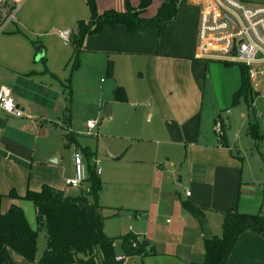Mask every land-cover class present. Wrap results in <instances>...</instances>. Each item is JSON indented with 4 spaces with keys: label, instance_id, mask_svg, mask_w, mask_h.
Instances as JSON below:
<instances>
[{
    "label": "crops",
    "instance_id": "obj_1",
    "mask_svg": "<svg viewBox=\"0 0 264 264\" xmlns=\"http://www.w3.org/2000/svg\"><path fill=\"white\" fill-rule=\"evenodd\" d=\"M9 1L15 5L18 0ZM43 1L36 0L29 10L17 9L14 20L7 22L4 30L0 32V87L10 90L15 104L23 112L22 117H15L0 110V195L4 196L0 199V213H5L12 203L19 205L32 230H37L35 209L31 202L22 199L26 191H38L43 185H48L68 196L78 195L77 190L65 184L67 179L74 176L73 154L78 152V149H73L72 154L65 159L60 150L61 135L64 137L68 133L71 134L87 163L96 158L88 148L83 149L76 141L75 136H79L78 133L83 130L73 119L76 115L72 113V106L79 100L74 101L71 92L67 94L70 85L66 86L61 82L55 68V62L67 56L52 53L50 49L53 43H59L61 40V31L71 29L70 31L74 32L78 21H87L89 10L85 0H54L53 8L45 6ZM156 1L161 4L168 0ZM245 1L249 4H264V0ZM48 3L50 4V1ZM95 3L98 13L108 10L125 11V0H95ZM129 3L135 8L139 0H129ZM55 11L57 15H53ZM198 12V6L188 1L187 5L178 8L173 20L163 23L159 29L137 28L128 32L122 25L104 27L99 33L84 39V49L79 54V65L75 73L82 76L86 92L91 79L105 75L106 64L112 61V80H115L117 85L114 89H127V93L140 102L139 105L148 115V124L142 130L144 134L137 140L149 142L151 146L149 150L146 145H139V153L144 154L146 150L149 153L155 151L154 157L149 160L152 163V189L154 188L151 193H169L167 180L176 182L177 187L188 186L192 193L189 196V192L185 194L186 201L195 202L196 206L203 209L204 217L206 214L212 216V210H220L223 218V214L236 209L232 208V195L227 199L221 186L225 175L221 174L224 169L219 166L228 160L229 155L227 149L216 140L212 123L214 125L215 120L222 114L225 140L231 118L230 113L225 111L234 107L232 99L240 86V70L239 65L194 58ZM46 52L48 59L43 63ZM203 71H206L204 75ZM123 74L127 82L123 80ZM201 82L203 85L209 84L207 90L201 87ZM213 83L218 84V88H215L216 85L213 89V93H217L216 103L211 108L207 105L205 111L206 92L210 93L209 89ZM126 102L127 97L125 102H113V98L103 100L99 97L92 101V105L98 108L104 121L105 118L110 120L112 117L114 120L116 103ZM107 105L111 107L110 118L104 115ZM67 109L70 111L69 115H66ZM90 120L93 119H88ZM64 121L68 122L67 130L64 129ZM134 126L138 127L136 121ZM154 139L160 143L152 142ZM173 153L183 155L184 163L197 168V171L193 170L194 178L189 179L188 184H185L181 177L176 180L175 175H169L166 167L159 165L157 159L166 157L169 162V156ZM82 161L84 164L83 158ZM92 164L96 169V163ZM100 174L99 179L102 175ZM9 192H14L17 197L8 198ZM210 199L213 202H210ZM186 201L180 200L182 211H178V216H182L181 222L176 220V223L170 226L166 237L173 239L175 236L172 241L176 244L174 250L183 252L185 256L178 254V258L172 263L155 259L156 255L152 254L157 251L149 242V237H152L150 227L146 226L147 235L142 238L137 230L132 231L133 227L128 226L129 231L120 233V237L135 235L139 241H146L145 250L149 252L144 257H131H148L147 264H190L203 260L205 239L201 237V225L198 219L183 208L182 204ZM161 203L163 207L159 206V212L167 216L172 212V208L167 209L168 202L165 199H159V204ZM100 205L118 210L108 211L107 219L118 218L121 209L104 206L101 202ZM132 210L134 211H128L126 216L129 222L141 218L148 224V216L139 213L142 210ZM107 219L103 226L105 234ZM165 222L167 224L168 221ZM129 227H132V230ZM179 229H184L187 233L179 232ZM152 230H156L154 225ZM211 235L221 236L213 231ZM183 243L187 245L183 246ZM161 244L163 248L159 252L168 246L165 241ZM11 258L13 264H29L23 259L15 260L14 254H11ZM226 264H264V237L250 231L240 234Z\"/></svg>",
    "mask_w": 264,
    "mask_h": 264
},
{
    "label": "rangeland",
    "instance_id": "obj_2",
    "mask_svg": "<svg viewBox=\"0 0 264 264\" xmlns=\"http://www.w3.org/2000/svg\"><path fill=\"white\" fill-rule=\"evenodd\" d=\"M35 1L18 0L15 3V9L20 10L24 8L23 11L29 10ZM48 1H50V4ZM43 2L48 8H53L55 5L54 0H44ZM159 5V1H153L151 6L143 14V17L150 19L155 16ZM53 15H57V11ZM28 25L33 24L28 23ZM50 49L52 53H62L67 56V58L65 57L60 61H56L55 68L58 71L61 82L66 86L68 84L70 85V89H67V94L71 92L74 101L79 100V102H76L72 106V113L76 115L73 119L77 124L82 126L83 130L82 133H78L79 136H75L76 141L83 149L88 148L96 158L91 163H87L84 154L76 147L70 133L66 134L69 136L68 138L61 135L62 144L60 150L65 159H67L72 154L73 149H78L77 151L81 154L86 166L88 164L91 166L95 162L96 169L101 170V191L98 195L99 204L101 202L104 206L121 209L117 219L111 220L110 218L105 222L106 234L112 238H116L114 242L115 256H124L122 244L118 240V237H120V233L129 231L128 226L133 227V230L131 227L132 231L137 230L142 238L147 235L146 226L150 227V236L152 237H149V242L150 246L157 251V253L152 254L156 255L154 256L156 257L155 259H163L169 263L171 261L172 263L178 258L176 257L178 254L185 256L183 252H176L174 250L176 244L172 241L173 239L175 240V236L173 239L166 237L170 226L176 223V220L181 222L180 218L182 216H178V211H182L180 200L186 201L187 199H184L185 194L189 192L190 195L192 190L188 186L177 187L176 182H169L167 180L166 185L168 186L167 190L169 193L166 195H154V193H151L154 188L152 189V163L149 160L154 157L155 151L149 153L146 150L144 154L138 152L139 145H146L149 150L151 147L149 142L145 143L143 140H137L139 136L144 134L142 130L148 124V115L144 113L143 108L139 105L140 102L134 100L130 93H127V89H125L127 102L125 104L116 103V118L114 120L113 117L110 120L105 118L103 121L102 118L104 117L102 114L100 115L98 108L92 105V101L99 97L103 100L108 98L112 99V90L117 86L115 80L105 75L94 76L85 92L83 78L80 74L75 73L77 69H73V62L70 60L72 57L70 43L64 46L62 41L59 40V43H53ZM47 59L46 52L45 62L43 61V63H46ZM205 73L206 71L202 72L203 75ZM122 78L127 82L124 74ZM101 80L104 84L100 82ZM207 85L209 86V84L203 85L201 82V87H205L206 90ZM216 85L217 87H215ZM211 86L209 89L210 93L208 94L206 92L207 104H205V111H207V105L211 108L216 103L217 93L214 94L213 89L214 87L218 88V84L213 83ZM113 102H116L114 98ZM228 109L231 118L226 131V139L224 140L222 137L219 141L223 148L227 149L229 155L228 160L222 166H219V168L222 167L224 169L221 171V174L225 175L221 186L225 190L227 199L232 195L230 197V200H233L232 208H235L238 212H245L250 215L259 212L264 213V116L261 118L254 117L243 101ZM255 111L257 114L262 112L258 103L255 106ZM69 112L68 110L66 115H69ZM90 118L96 121L97 126L93 131L86 134L87 128L85 126ZM135 121L138 127L134 126ZM64 126V129L69 126L67 121H64ZM250 126L257 127L256 137L249 135L248 129ZM212 128L214 129L213 123ZM152 142L160 143L159 141H155V139ZM157 160H159V165L166 167L169 175H175L176 180L181 177L184 179L185 184H188L189 179L194 178L193 170L197 171V168L190 167L184 163L183 155L173 153L169 156V162H167L166 157H160ZM159 199H165L168 202L167 209L172 208V212L167 216H163L159 212V206L163 207V203L161 205L159 204ZM210 202L213 201L210 199ZM132 209L142 210L139 213H144L143 215L148 216V224L143 222L145 219L141 220V218L129 222L126 216L128 211H134ZM212 212V216L206 214L205 218L210 219L208 220L210 221L211 233L213 231L220 235L222 223L221 211L212 210ZM166 220L168 221L167 224L165 222ZM152 225H154L156 230H152ZM179 232L187 233L184 229H179ZM164 241L168 243V246L165 247L164 251L159 252L163 248L161 243ZM182 245L185 246L187 243H183ZM44 250L45 235L40 231L37 235V257ZM15 257V260L22 259L16 255ZM148 259V257L142 259L137 257L124 258L121 264H147Z\"/></svg>",
    "mask_w": 264,
    "mask_h": 264
},
{
    "label": "trees",
    "instance_id": "obj_3",
    "mask_svg": "<svg viewBox=\"0 0 264 264\" xmlns=\"http://www.w3.org/2000/svg\"><path fill=\"white\" fill-rule=\"evenodd\" d=\"M152 2L153 0H139L138 6L134 8L129 0H125L123 12L108 10L98 13L95 0H85L89 19L78 21L70 38L73 69L79 65V54L84 49L83 42L87 36L99 33L104 27L116 25L124 26L128 32L137 28L159 29L163 23L176 17L179 7L187 4V0L162 2L155 16L146 19L143 14ZM239 70L241 81L239 89L233 95L232 105L243 101L250 108L255 94L250 87L247 69L239 65ZM113 71V62L108 61L105 76L112 78ZM113 98L117 102H125L124 89L116 87ZM257 130L256 126H250L248 133L256 137ZM86 177L85 187L79 188L76 196H68L48 185H43L38 191H26L22 199L34 206L37 230L30 228L23 210L17 204L12 203L5 213H0V264H13L11 254L21 257L29 264H121L115 261L116 238L106 236L103 230L104 221L109 217L106 213L113 209L99 204L101 181L90 164L86 166ZM3 197L0 195V199ZM7 197L15 199L17 196L14 192H9ZM182 205L196 219L205 216L204 210L191 201L183 202ZM40 231L45 235V250L37 259V235ZM245 231L264 237V213L250 215L233 210L223 214L221 236L205 239L202 262L190 264H226L238 236ZM118 240L121 241L124 258L149 254L145 250L146 241L139 242L138 237L133 234L118 237Z\"/></svg>",
    "mask_w": 264,
    "mask_h": 264
},
{
    "label": "built area",
    "instance_id": "obj_4",
    "mask_svg": "<svg viewBox=\"0 0 264 264\" xmlns=\"http://www.w3.org/2000/svg\"><path fill=\"white\" fill-rule=\"evenodd\" d=\"M197 5L198 27L194 58L198 60L219 61L229 65H241L247 69L250 87L255 94L249 111L256 118L264 116V4H249L245 0H187ZM15 5L9 0H0V32L7 22L14 20ZM73 31L59 33L64 45L70 43ZM260 105L262 112L256 113ZM0 110L22 117L9 89L0 87ZM229 113V110L225 111ZM220 115V114H219ZM87 134L96 128V121L86 124ZM224 131L222 114L215 120L213 132L221 139ZM74 176L65 181L66 186L78 190L85 187L86 168L79 152L73 154ZM96 175L100 169H95ZM86 191L88 188L86 187ZM189 196V193H187ZM129 229H131L129 227ZM123 257H116L122 262Z\"/></svg>",
    "mask_w": 264,
    "mask_h": 264
},
{
    "label": "water",
    "instance_id": "obj_5",
    "mask_svg": "<svg viewBox=\"0 0 264 264\" xmlns=\"http://www.w3.org/2000/svg\"><path fill=\"white\" fill-rule=\"evenodd\" d=\"M37 53H38V57H40L39 51ZM38 57H37V59H38ZM104 115L109 117V118L111 117V107L109 105H107L105 107ZM198 221L200 222V225H201V237L203 239L211 238L212 235H211V232L209 229V224H208L207 218H205V217L199 218Z\"/></svg>",
    "mask_w": 264,
    "mask_h": 264
}]
</instances>
